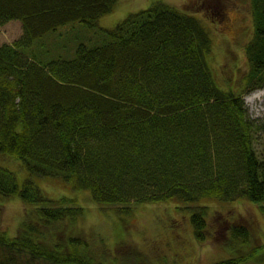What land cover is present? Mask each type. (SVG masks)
<instances>
[{
    "label": "trees",
    "instance_id": "16d2710c",
    "mask_svg": "<svg viewBox=\"0 0 264 264\" xmlns=\"http://www.w3.org/2000/svg\"><path fill=\"white\" fill-rule=\"evenodd\" d=\"M116 1L0 0V25L23 24L21 37L0 43V153L29 171L20 185L0 165V194L34 204L16 234L0 230V264H152L133 243L108 252L88 235L84 208L48 197L35 175L69 181L114 212L132 213V203L196 201L191 222L199 241L209 233L203 199L257 201L264 213V147L243 97L264 86V0H250L240 91L217 84L208 28L165 1L130 14L101 44L81 43L73 56L33 49L59 25L93 24ZM230 223L227 239L241 245L240 255L211 264H242L246 252H257L246 249L252 230Z\"/></svg>",
    "mask_w": 264,
    "mask_h": 264
},
{
    "label": "rangeland",
    "instance_id": "374dc122",
    "mask_svg": "<svg viewBox=\"0 0 264 264\" xmlns=\"http://www.w3.org/2000/svg\"><path fill=\"white\" fill-rule=\"evenodd\" d=\"M156 1L169 2L202 21L212 36L209 57L217 84L225 90L240 91L241 80L248 69L245 46L253 32L250 0H117L113 10L93 24L74 21L59 25L56 30L37 39L33 49L47 58L73 56L81 43L89 46L101 44L110 37L108 31L120 21ZM22 25L19 19L0 25V43H10L21 37ZM243 97L248 116L260 126L257 145L261 149L264 147V86L245 91ZM0 165L12 169L20 185L29 176L23 160L12 155L0 153ZM33 179L48 197L67 196L74 199L75 205L82 206L83 225L88 235L110 249L108 252L114 256L117 245L123 249L133 243L139 249H146L145 258L152 264H211L218 259L240 255L236 249L242 250L241 245L227 239L230 222H237L252 230V244L247 251L253 245L258 248L254 254L246 252L249 257L242 264H264V249L256 246L264 243L261 202L245 199L199 201V204L210 206L205 214L208 238L199 241L191 222L196 201L132 203V213L114 212L109 206L93 201L88 190L74 188L69 181L38 175ZM32 206L34 204L23 202L18 195L7 197L0 194V230L16 234L26 210ZM110 259L109 255L107 260Z\"/></svg>",
    "mask_w": 264,
    "mask_h": 264
}]
</instances>
